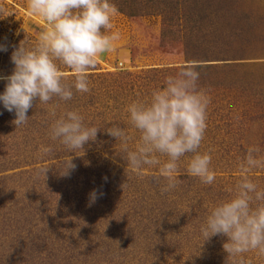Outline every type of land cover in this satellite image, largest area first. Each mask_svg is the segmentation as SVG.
<instances>
[{"label": "rangeland", "instance_id": "obj_1", "mask_svg": "<svg viewBox=\"0 0 264 264\" xmlns=\"http://www.w3.org/2000/svg\"><path fill=\"white\" fill-rule=\"evenodd\" d=\"M111 2L119 10L113 18V31L120 33L115 51L105 53L90 71L88 93L73 88L70 101L54 97L47 105L39 101L34 104L28 116L42 123L34 130H44L33 133L30 141L13 153L15 163H9L6 174L22 172L19 179L29 184L37 182L34 188L38 192L46 191L47 199L63 201L69 192L71 200H79L73 211L88 217L87 230L92 235L104 236L109 244L105 247L108 254L103 257L104 264H139V259L142 264H225L227 254L222 245L226 238L214 236L203 242L199 227L217 203L230 197L227 189L234 188L240 180L239 165L247 149L258 146L259 155L264 157V0ZM45 26L41 17L29 11L28 0H0V43L8 45L6 52L0 51V76L11 75L14 68L10 59L12 45L18 46L23 41L26 47H33ZM188 61L200 62L198 84L210 99L207 130L199 152L212 150L211 168L216 180L212 185H204L190 176L187 163L191 154H187L178 162L176 175L191 179L162 195L160 188L166 182L159 180L153 185L149 177L159 176V167L167 157L159 156L161 165L146 166L143 175H139L121 158V142L109 136L105 129L113 125L123 128L130 137L128 148L135 150L140 133L130 123L127 105L149 99L153 90L163 88L165 79L175 75ZM61 70L67 73L65 82L72 84L71 71L63 65ZM5 84L6 81L0 80V94ZM53 110L55 118L66 111H79L86 125L101 129L96 141H89L83 149L74 152L59 140L53 141L49 134ZM41 146H51L53 153L42 157ZM71 157L77 168L69 177L82 182L75 187L77 193L73 192L74 185L71 181L69 184L68 177L59 172ZM43 168H48L45 176L40 171ZM248 175L264 189V168L254 169ZM93 189L106 195L103 193L89 206L88 194ZM105 198L114 211L106 210ZM161 209L170 219L159 222L162 228L153 225L154 229L162 230L158 233L160 241L166 243L163 239L170 231L176 239L188 244L182 251L157 258L153 263L146 249L149 239L144 229L149 212L154 210L156 214ZM190 213H195L193 218ZM119 247L125 249L128 260L119 257ZM243 255L251 264H264V257L255 252ZM78 262L84 264L81 259Z\"/></svg>", "mask_w": 264, "mask_h": 264}, {"label": "clouds", "instance_id": "obj_2", "mask_svg": "<svg viewBox=\"0 0 264 264\" xmlns=\"http://www.w3.org/2000/svg\"><path fill=\"white\" fill-rule=\"evenodd\" d=\"M29 11L45 22L38 42L26 47L23 41L12 45L11 75L0 76L6 81L0 94V102L9 113H14L12 123L19 128L28 123V111L39 101L47 105L53 98L70 101L73 88L79 93H88L89 73L97 67L105 53L115 51L120 33L113 31V18L118 14L111 0H28ZM8 45L0 43V51L6 52ZM61 65L71 71L72 84L66 83L67 73ZM198 61H188L180 66L175 75L165 79L164 87L151 92L147 100H135L127 105L129 120L140 133V142L135 150L128 148L130 137L116 125L105 129L106 133L121 142V158L139 175L145 167L161 165L159 156L167 161L159 167L157 181L166 183L160 188L165 194L178 187V162L191 154L187 172L204 185H212L216 173L211 168V149L200 153L199 149L207 130L209 97L200 89ZM53 122L49 134L53 141L59 140L70 152L84 148L89 141H96L101 130L85 124L77 110L66 111L59 118L50 112ZM260 148L252 146L239 165L240 180L227 191L230 197L217 203L200 224L203 242L214 236L226 238L222 247L227 254L225 264H251L245 253L255 252L264 257V189L249 178L254 169L264 168V157ZM53 153L51 146H41V156ZM77 165L72 157L66 160L60 175L69 177ZM45 176L48 168L40 169ZM106 179V178H105ZM103 196L99 189L88 194L89 206Z\"/></svg>", "mask_w": 264, "mask_h": 264}, {"label": "trees", "instance_id": "obj_3", "mask_svg": "<svg viewBox=\"0 0 264 264\" xmlns=\"http://www.w3.org/2000/svg\"><path fill=\"white\" fill-rule=\"evenodd\" d=\"M0 112H3L0 115V264H77L80 259L84 264H104L103 257L108 254L105 252V247L109 244L105 242L104 236L92 235L91 230H87L88 217L83 218L82 213L73 211L79 200H71L69 192L65 194L63 201L54 200L53 197L47 199L44 195L46 191L38 192L34 188L37 182L29 184L19 179L22 172L6 174L9 171L7 167L9 163H15L13 156L16 154L13 153L20 150L21 144L29 142L33 133H40L44 129L34 130L42 123L38 124L30 118L26 125L16 128L12 123L15 119L14 113L4 109L2 102H0ZM16 176L17 179H14ZM80 178L81 176H78V179ZM149 179L153 185H156V176L152 175ZM177 179L183 182L191 177L182 175ZM67 181H71L74 185L73 192L75 187L82 184L80 181H73L71 177H68ZM103 193L105 194L104 191ZM108 203L110 201L105 198L106 210L114 211V207H110ZM190 214L193 218L195 213ZM70 215L71 218L68 219ZM152 216L153 218H150ZM99 218L98 216L97 219ZM146 218L149 220L146 221L144 229L145 236L149 239L146 249L150 251L149 258H152V262L157 258L159 260L170 257L187 246L188 242L185 244L179 241V238L176 239L170 231H167L163 239L166 243L160 241L158 233L162 230L156 228L161 222L165 223L166 219H170L164 209L156 214L151 210ZM99 220L102 222L101 219ZM104 220L109 223L106 217ZM153 225H156L155 229ZM166 226H169V223ZM158 227L162 228V226ZM99 239L102 241L99 242ZM103 243L105 245H102ZM118 251L119 257L128 260L123 247H119ZM112 255L115 256L114 252ZM179 260L177 257V261ZM138 262L142 264V259ZM78 264L82 263L78 262Z\"/></svg>", "mask_w": 264, "mask_h": 264}]
</instances>
